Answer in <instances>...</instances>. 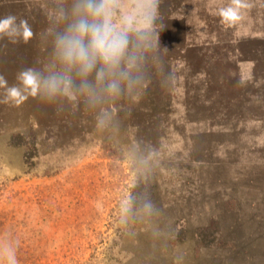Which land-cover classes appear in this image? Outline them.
Here are the masks:
<instances>
[{"label": "rangeland", "instance_id": "rangeland-1", "mask_svg": "<svg viewBox=\"0 0 264 264\" xmlns=\"http://www.w3.org/2000/svg\"><path fill=\"white\" fill-rule=\"evenodd\" d=\"M154 2L157 44L85 90L54 50L72 0H0L32 30L0 36V264H264V0Z\"/></svg>", "mask_w": 264, "mask_h": 264}, {"label": "clouds", "instance_id": "clouds-1", "mask_svg": "<svg viewBox=\"0 0 264 264\" xmlns=\"http://www.w3.org/2000/svg\"><path fill=\"white\" fill-rule=\"evenodd\" d=\"M241 6L236 3L221 9L220 15L225 21H236ZM156 15L154 0H72L68 11L60 13L64 23L54 36L55 55L65 72L80 78L81 89L91 90L90 76L95 74L96 79H104L119 68L130 32L137 33L153 47L157 44L158 36L153 29ZM0 36L27 43L32 30L26 19L8 14L0 16ZM56 79L64 82L65 76L60 73ZM17 81L5 89L6 98L15 103L35 95L39 88L38 77L31 70L20 72ZM0 85H7L3 77ZM106 89L119 91L115 80L109 81ZM4 264H16L14 251L5 254Z\"/></svg>", "mask_w": 264, "mask_h": 264}, {"label": "snow or ice", "instance_id": "snow-or-ice-1", "mask_svg": "<svg viewBox=\"0 0 264 264\" xmlns=\"http://www.w3.org/2000/svg\"><path fill=\"white\" fill-rule=\"evenodd\" d=\"M229 15H231V13H229Z\"/></svg>", "mask_w": 264, "mask_h": 264}]
</instances>
